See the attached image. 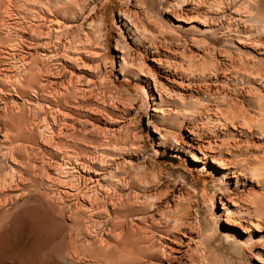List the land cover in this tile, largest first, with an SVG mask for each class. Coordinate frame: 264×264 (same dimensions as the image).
<instances>
[{
    "label": "rangeland",
    "instance_id": "374dc122",
    "mask_svg": "<svg viewBox=\"0 0 264 264\" xmlns=\"http://www.w3.org/2000/svg\"><path fill=\"white\" fill-rule=\"evenodd\" d=\"M27 1L0 0V264H264V0H82L60 31Z\"/></svg>",
    "mask_w": 264,
    "mask_h": 264
},
{
    "label": "bare ground",
    "instance_id": "6f19581e",
    "mask_svg": "<svg viewBox=\"0 0 264 264\" xmlns=\"http://www.w3.org/2000/svg\"><path fill=\"white\" fill-rule=\"evenodd\" d=\"M27 1V0H26ZM29 2L31 1V3L32 4H36V3H38L37 5V7H39L40 8V11H42V12H47V13H50L51 15H53L52 17H56V19H57V17H62V19H65V18H67L66 16H65V14L66 13H71V17L72 18H76V14L78 15V12H80L84 7H85V1H82V0H28ZM27 1V2H28ZM91 1V0H90ZM143 1H145V0H143ZM151 1H153V0H151ZM164 2V1H163ZM171 2V1H170ZM89 3V2H88ZM94 3V2H93ZM138 3H140V2H138ZM144 3H146V2H144ZM152 3V2H151ZM150 3V5L152 6L153 4H151ZM166 3H167V1H166ZM252 3V2H251ZM148 5H149V1H148V3H147ZM171 4V3H170ZM170 4H169V7H170ZM218 4V3H217ZM139 5V4H138ZM86 6H87V4H86ZM168 6V5H167ZM219 6V5H218ZM34 7V6H33ZM148 7V6H147ZM150 7V6H149ZM153 7V6H152ZM249 7H251V6H249ZM35 8V7H34ZM88 9H89V6L87 7ZM87 8H86V10H87ZM85 9V8H84ZM96 9V8H95ZM140 9H141V7H140ZM143 9H144V6H143ZM153 9V8H152ZM151 9V10H152ZM168 9V8H167ZM129 10V9H128ZM83 11V10H82ZM136 11H138V10H136ZM142 11V10H141ZM253 11V10H252ZM93 12V11H92ZM146 12V11H145ZM37 13V12H36ZM84 13H85V10H84ZM128 13V12H127ZM148 13V12H147ZM39 14H41V13H39ZM44 14V13H43ZM46 14V13H45ZM63 16H62V15ZM83 14V13H82ZM93 16H90V22H89V25H90V29H91V34H96V33H99L100 35L102 34V31H103V29H104V25H105V22H106V20H107V17H106V12H93ZM130 14H131V12H130ZM129 14V15H130ZM136 14V13H135ZM137 14H138V12H137ZM143 14H145L144 13V11H143ZM250 14V13H249ZM35 15V14H34ZM42 15V14H41ZM40 15V16H41ZM134 15V14H133ZM139 15V14H138ZM141 15H142V13H141ZM140 15V16H141ZM146 15V14H145ZM43 16V15H42ZM42 16H41V18H42ZM48 15H46V17H47ZM50 16V15H49ZM135 16H137V15H135ZM34 17V16H33ZM51 17V16H50ZM50 17H48V19L50 18ZM51 17V18H52ZM69 17V16H68ZM134 17V16H133ZM132 16H131V18L130 19H132L133 18ZM138 17V16H137ZM146 17V16H145ZM145 17H142V18H145ZM41 18H40V20H41ZM45 18V16L43 17V19ZM147 18L148 17H146V20H147ZM56 19H54V20H56ZM126 19H128V18H126ZM130 19H128V21H126V22H130V24H132V26L133 27H135V25H134V23H132V22H134V21H131ZM136 19V18H135ZM138 19H139V17H138ZM46 20V19H45ZM66 20V19H65ZM137 20V19H136ZM140 20H142L141 18H140ZM146 20H144V21H142V22H145ZM149 20V19H148ZM53 20H50V22H52ZM60 21H62V20H59V18L57 19V22H55L54 23V26L52 25L53 23H51L50 25H52L53 27H49L48 28V30L50 31V30H57V29H55V28H58L57 26H60ZM139 21V20H138ZM150 21V20H149ZM149 21H148V23H149ZM152 21V20H151ZM151 21H150V24H151ZM46 22H48V21H46ZM54 22V21H53ZM63 22V21H62ZM136 22V21H135ZM141 22V23H142ZM147 22V21H146ZM36 24V23H35ZM140 24V23H139ZM145 24V23H144ZM144 24H142V27L143 28H147V26L146 27H144L145 25ZM29 25V24H28ZM38 25V24H37ZM40 25V24H39ZM50 25H48V26H50ZM63 25V24H62ZM73 25V24H72ZM129 25V24H128ZM144 25V26H143ZM148 25V24H147ZM136 26H138V25H136ZM39 27V26H38ZM66 27V26H65ZM139 27V26H138ZM135 28H137V27H135ZM138 30H139V28H137ZM61 30V29H60ZM60 30H57V31H60ZM49 31L47 32V33H49ZM55 33H56V31H55ZM48 35V34H47ZM98 35V34H97ZM38 37V36H37ZM94 37V36H93ZM96 37V36H95ZM42 38V37H41ZM60 38V37H59ZM98 38V37H97ZM240 39V38H239ZM17 44H19V43H17ZM67 45V44H66ZM16 46H18V45H16ZM21 46V45H20ZM19 46V47H20ZM19 47H17V48H19ZM17 50V49H16ZM19 50V49H18ZM225 50H227L226 49V47H225ZM225 50H223V51H225ZM21 51H22V49H21ZM65 51H69V49L68 48H66L65 47ZM228 54H229V52H228V50L226 51ZM226 52H225V54L224 55H226L227 56V54H226ZM52 53V51H51V49H49V48H46L45 46L43 47V49H42V52L40 53L41 55H42V57H43V59H46V60H48V59H50V58H52L53 57V54H51ZM125 52H123L122 51V54H124ZM222 55V54H221ZM231 55H233V54H229V56H231ZM223 56V55H222ZM229 56H228V59H229ZM233 56H231V60L233 59L232 58ZM234 57H235V55H234ZM53 59V58H52ZM51 59V60H52ZM55 59V58H54ZM45 60V61H46ZM122 60L125 62V58L123 57L122 58ZM44 61V62H45ZM52 61H54V60H52ZM48 62V61H47ZM46 62V63H47ZM129 63V62H128ZM240 63H242V62H240ZM59 66V65H58ZM215 66V65H214ZM217 66L218 65H216V68H217ZM230 66H232L231 65V63H230ZM236 66V65H235ZM245 67L247 66V65H244ZM220 67V66H219ZM233 67V66H232ZM18 68V67H17ZM226 68H228V67H226ZM241 68H242V66H241ZM240 68V69H241ZM31 69V68H30ZM40 69V68H39ZM225 69V68H224ZM233 69L235 70V69H237V70H235V71H238V69L239 68H234L233 67ZM239 69V70H240ZM243 69H246V68H244L243 67ZM250 69V68H249ZM41 70V69H40ZM217 70H218V68H217ZM220 70V69H219ZM258 70V69H257ZM262 70V69H261ZM260 70V71H261ZM39 71V70H38ZM42 71V70H41ZM226 71H227V69H226ZM250 71V70H249ZM20 72H21V70H20ZM31 71L30 70H26V71H24V72H22L23 74H25V75H27V74H29ZM43 72V71H42ZM241 72V71H240ZM247 72H248V69H247ZM39 73V72H38ZM255 73V72H254ZM259 73V72H258ZM18 74V73H17ZM63 74V73H62ZM239 74V71L237 72V75ZM251 74H253V73H251ZM263 74H264V72H263ZM20 75V74H19ZM43 75V74H42ZM245 75V74H244ZM259 75V74H258ZM260 75H261V72H260ZM259 75V76H260ZM18 76V75H17ZM30 75H27V77H29ZM58 76H61V75H59L58 74ZM63 76V75H62ZM239 76V75H238ZM262 76V78H264L263 77V75H261ZM37 77H39V75H37ZM235 77V76H234ZM33 78V77H32ZM56 78V77H55ZM18 79V78H17ZM20 79V78H19ZM18 79V80H19ZM23 78H21V80H22ZM31 79V78H30ZM29 79V80H30ZM36 79H38V78H36ZM63 79V78H62ZM61 79V80H62ZM26 80V79H25ZM34 80V79H33ZM57 80H59V79H57ZM37 81V80H36ZM64 81H65V79H64ZM72 81V80H71ZM30 82V81H29ZM32 82V81H31ZM30 82V83H31ZM39 82V81H38ZM37 82V83H38ZM63 83V82H62ZM52 84V83H51ZM54 84V83H53ZM63 85V84H62ZM32 86V85H31ZM16 87V86H15ZM18 87V86H17ZM33 87V86H32ZM54 88V87H53ZM68 89V88H67ZM34 90L36 91V89L34 88ZM59 90V89H58ZM33 91V90H32ZM39 91V90H38ZM37 91V92H38ZM17 92H18V90H17ZM60 92V91H59ZM33 93H34V91H33ZM63 93V92H62ZM62 93H60L61 95H63ZM70 92L68 91V94H69ZM35 94H37V93H35ZM39 94V93H38ZM37 94V95H38ZM54 94H58V93H54ZM262 94V93H261ZM256 95H257V93H256ZM259 95H260V93H259ZM57 96H59V95H57ZM59 98H61V96L59 97ZM256 98V97H255ZM228 99V98H227ZM39 100V99H38ZM48 100V99H47ZM59 100V99H58ZM69 101V100H68ZM233 101V100H232ZM56 102H58V101H56ZM65 102V101H64ZM235 102V101H234ZM233 102V103H234ZM264 97L261 99V97H260V102H259V104H260V108H261V110L260 109H258V111L257 112H259V110H260V113H261V116L257 119V121H254V123H255V125L257 126V128L259 129V131L260 132H262V133H264ZM54 103V102H53ZM232 104V103H231ZM231 104H230V106H231ZM235 104V103H234ZM39 105V104H38ZM229 105V104H228ZM236 105H238V103L237 104H235V106ZM37 106V105H36ZM49 106V105H48ZM51 106V105H50ZM54 106V105H53ZM232 106H233V104H232ZM37 107H40V106H37ZM45 108V107H44ZM43 107H42V109H44ZM49 108V107H48ZM236 108V107H235ZM41 109V108H40ZM41 109V110H42ZM241 109V108H240ZM243 109V108H242ZM37 110V109H36ZM50 110V109H49ZM237 110H238V108H237ZM43 111V110H42ZM41 111V112H42ZM57 111V110H56ZM60 112V114H61V109L59 110ZM227 111H230V112H227L229 115H230V113H232L231 111H232V109H230V110H227ZM233 111H236V109H234L233 108ZM244 111V110H243ZM246 111V110H245ZM40 112V111H39ZM45 112V111H44ZM51 112V111H50ZM52 112H54V111H52ZM58 112V111H57ZM237 113H239L238 111H236ZM235 112V113H236ZM36 113V112H35ZM37 113H38V111H37ZM36 113V114H37ZM244 113V112H243ZM40 114V113H39ZM43 114V113H42ZM234 114V113H233ZM242 114V113H241ZM44 115V114H43ZM53 115V114H52ZM55 115H57L56 114V112H55ZM227 115V114H226ZM244 115V114H243ZM46 116V115H45ZM48 116V115H47ZM54 116V115H53ZM232 116H235V114L234 115H232ZM239 116H240V114H239ZM65 117V118H64ZM63 118H64V120L66 119V116H64ZM252 117H254V116H252ZM46 118V117H45ZM50 118V117H49ZM51 118H52V116H51ZM60 118V117H59ZM236 118H238V117H236ZM255 118V117H254ZM44 119V118H43ZM57 119H58V117H57ZM253 119V118H252ZM44 120H46V119H44ZM47 120H50V119H47ZM53 120H54V118H53ZM231 120V119H230ZM239 120V119H238ZM67 121V120H66ZM235 121V120H234ZM248 121L251 123V122H253L252 120H249V118H248ZM247 121V122H248ZM46 122H48V121H46ZM51 123H52V120L50 121ZM50 122H48V123H50ZM43 123V122H42ZM48 123H47V125H48ZM50 123V124H51ZM44 125V124H43ZM52 125V124H51ZM251 125V124H250ZM253 125V124H252ZM251 125V126H252ZM254 125V126H255ZM45 126V125H44ZM50 126V125H49ZM47 127V126H46ZM51 127V126H50ZM253 127V126H252ZM45 128V127H44ZM43 128V129H44ZM48 128V127H47ZM47 130V129H46ZM54 131V130H53ZM41 132V131H40ZM43 132V131H42ZM50 133L52 132V130H50L49 131ZM48 132V133H49ZM49 133V134H50ZM55 133V132H54ZM61 133H62V131H61ZM44 134H47L46 133V131L45 132H43V135ZM76 134V133H75ZM74 134V135H75ZM57 135V134H56ZM50 136V135H49ZM59 136V135H58ZM60 136H61V134H60ZM51 137V136H50ZM46 139V138H45ZM51 139V138H50ZM54 139V138H53ZM91 139V138H90ZM94 139V138H93ZM52 140V139H51ZM50 141V140H49ZM53 141V140H52ZM78 141V140H77ZM82 141V140H81ZM87 141V140H86ZM72 142V141H71ZM74 142V141H73ZM88 142V141H87ZM90 142V141H89ZM93 142V141H92ZM78 143V142H77ZM75 145H76V142H75ZM90 145V144H89ZM66 149V148H65ZM103 149V148H102ZM68 149H66V151H67ZM65 151V152H66ZM72 155V154H71ZM66 158V157H65ZM67 159V158H66ZM256 159V158H255ZM263 159V158H262ZM262 159H261V162H262ZM74 160V159H73ZM66 161V160H65ZM75 161H76V159H75ZM64 162V161H63ZM67 162H70V161H68L67 160ZM73 162V161H72ZM47 163V162H46ZM71 163V162H70ZM79 163V162H78ZM83 163V162H82ZM259 163V162H258ZM257 163V164H258ZM61 164V163H60ZM84 164V163H83ZM243 164V163H242ZM62 166V165H61ZM73 166V165H72ZM257 167H255V169H254V173H256L258 176H260V175H262V176H264V165L263 164H260L259 166L258 165H256ZM64 168H65V166H63ZM67 167V166H66ZM69 167V166H68ZM82 167V166H81ZM10 168V167H9ZM62 168V167H61ZM63 168V169H64ZM62 169V172L64 171ZM70 169H71V166H70ZM74 169V168H73ZM4 170V169H3ZM61 170V169H60ZM59 171V170H58ZM65 171L67 172L68 170H66L65 169ZM75 171V170H74ZM73 171V172H74ZM62 172H60L59 171V173L61 174ZM65 172V173H66ZM65 173H62L63 175H61L62 177H64L65 178V176L64 175H66ZM12 172H11V170H9L8 172H6V176H7V178H6V180L8 179L9 180V178H11V176H12ZM15 175V174H14ZM70 175H71V173H70ZM5 177V176H4ZM67 177V176H66ZM77 177V176H76ZM14 178V177H13ZM13 178H12V180H13ZM63 178V179H64ZM79 178V177H78ZM263 178V177H262ZM21 179V178H20ZM76 179V178H75ZM4 180H5V178H3V180H2V182L4 183ZM11 180V179H10ZM65 180V179H64ZM72 180H74V179H72ZM82 180V179H81ZM66 181V180H65ZM75 181V180H74ZM75 182H77V184H78V180H76ZM5 183H8V182H5ZM76 184V183H75ZM76 184V185H77ZM3 185H5V184H3ZM8 185V184H7ZM13 185V184H12ZM19 185V184H18ZM76 185H74L73 187H75ZM80 185V184H79ZM78 185V186H79ZM8 186H10V185H8ZM7 187V186H6ZM111 188H113L112 186H111ZM80 189V188H79ZM82 189V188H81ZM85 189V188H84ZM91 189V191H92V188H90ZM109 189V188H108ZM83 190V189H82ZM94 190V189H93ZM105 190H106V188H105ZM79 192H80V190H78ZM96 192H98L99 194H100V192L98 191V190H95ZM79 192H77L78 194L77 195H79ZM110 192V191H109ZM75 193H76V191H75ZM74 193V194H75ZM86 193V192H85ZM89 194V193H88ZM92 194V193H91ZM80 195H81V192H80ZM86 195V194H85ZM96 195H98V194H95V196ZM101 195V194H100ZM104 195V194H103ZM116 195V194H115ZM84 196V195H83ZM106 196H108V194H106ZM112 196H114V195H112ZM76 197V196H75ZM78 197V196H77ZM86 197H87V195H86ZM89 198L90 197H92V196H88ZM97 197V196H96ZM84 198H85V196H84ZM88 198V199H89ZM109 198V197H108ZM98 199H101L100 198V196H99V198ZM97 198L95 199L96 201L98 200ZM86 200H87V198H86ZM89 200H91V198L89 199ZM88 200V201H89ZM93 200V199H92ZM102 200V199H101ZM103 201V200H102ZM92 202V201H91ZM95 202V201H94ZM93 202V203H94ZM98 202V201H97ZM101 202V201H100ZM104 202H105V199H104ZM253 202H254V204L256 203V205H258V207H259V205H262V207H264V195H258L257 196V198L255 197V199H253ZM89 203H90V201H89ZM106 203V202H105ZM95 204V203H94ZM101 204H103V203H101ZM107 204V203H106ZM120 204H123L122 202L120 203ZM91 205H92V203H91ZM95 205H99V203L98 204H95ZM124 205V204H123ZM92 206H94V205H92ZM122 206V205H121ZM94 208V207H93ZM92 208V209H93ZM119 208V207H118ZM261 208V207H260ZM95 209V208H94ZM119 210V209H118ZM91 212V211H90ZM118 212V211H117ZM96 213V212H95ZM120 213V212H119ZM91 214V213H90ZM89 214V215H90ZM94 214V213H93ZM93 214H91V215H93ZM34 218V217H33ZM88 218H90V217H88ZM90 220H91V222L92 221H94V220H92V217L90 218ZM84 221V220H83ZM89 220L87 219V222H88ZM90 222V221H89ZM22 226V225H21ZM78 230V229H77ZM69 232V231H68ZM79 232V231H78ZM81 234V233H80ZM93 234V233H92ZM83 253V252H82Z\"/></svg>",
    "mask_w": 264,
    "mask_h": 264
}]
</instances>
